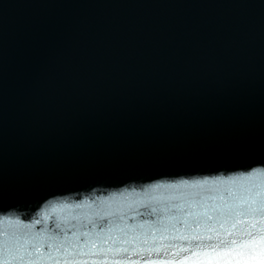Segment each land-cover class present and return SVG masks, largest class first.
<instances>
[{
	"label": "water",
	"instance_id": "1",
	"mask_svg": "<svg viewBox=\"0 0 264 264\" xmlns=\"http://www.w3.org/2000/svg\"><path fill=\"white\" fill-rule=\"evenodd\" d=\"M256 166L264 0H0V214L30 222L55 197L91 202ZM255 223L251 235L164 243L203 253L235 240L215 249L232 251L221 259H259ZM122 255L203 259L179 248Z\"/></svg>",
	"mask_w": 264,
	"mask_h": 264
},
{
	"label": "snow or ice",
	"instance_id": "2",
	"mask_svg": "<svg viewBox=\"0 0 264 264\" xmlns=\"http://www.w3.org/2000/svg\"><path fill=\"white\" fill-rule=\"evenodd\" d=\"M264 168V166H261ZM156 183L127 192L113 193L100 205H65L53 211L62 217L61 225H21L11 218L0 220V264H139L128 254L157 252L167 256L172 248L193 251L203 259L191 264H264L259 259L223 260L217 253L235 240L222 239L207 247L211 252L196 251L166 240L191 241L214 236L251 235L259 219L264 224V170ZM198 229H203V233ZM211 233L212 235H209ZM205 247L202 243L197 249ZM145 264H160L146 261ZM163 264H176L165 260ZM180 264H188L181 261Z\"/></svg>",
	"mask_w": 264,
	"mask_h": 264
},
{
	"label": "clouds",
	"instance_id": "3",
	"mask_svg": "<svg viewBox=\"0 0 264 264\" xmlns=\"http://www.w3.org/2000/svg\"><path fill=\"white\" fill-rule=\"evenodd\" d=\"M259 170H264L261 166H256L252 169V171H259ZM234 174H246V173H234ZM131 190H136V188L133 186ZM122 192H127L129 189L125 187ZM113 194V193H112ZM96 196L95 192H93V199L90 202L87 197H84L83 199L76 200L74 199V196L76 194H69L67 196H62V197H55L52 198L48 201H46L43 206L41 207L40 211L36 212L33 214L32 219L30 222H27L23 219L24 216L27 215L25 211H18L16 209L9 210V213L5 214H0V220L2 219H7L11 218L18 222L21 225H26V224H36L37 221L41 222L42 227H47L50 224H55L57 226L61 225L62 223V217L60 216L59 213L54 212L53 208L54 207H61L65 205H92L95 207L96 205H100L101 202L108 201L110 196Z\"/></svg>",
	"mask_w": 264,
	"mask_h": 264
}]
</instances>
